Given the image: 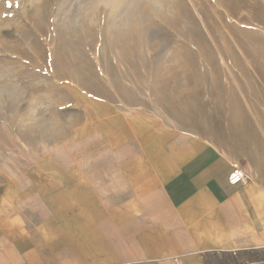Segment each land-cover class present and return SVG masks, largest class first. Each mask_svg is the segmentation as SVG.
Masks as SVG:
<instances>
[{
    "label": "rangeland",
    "instance_id": "obj_1",
    "mask_svg": "<svg viewBox=\"0 0 264 264\" xmlns=\"http://www.w3.org/2000/svg\"><path fill=\"white\" fill-rule=\"evenodd\" d=\"M112 2L0 0V183L67 136L74 99L94 110L96 97L200 136L264 181V92L248 78L252 114L221 59L248 69L237 39L264 50V0Z\"/></svg>",
    "mask_w": 264,
    "mask_h": 264
},
{
    "label": "crops",
    "instance_id": "obj_2",
    "mask_svg": "<svg viewBox=\"0 0 264 264\" xmlns=\"http://www.w3.org/2000/svg\"><path fill=\"white\" fill-rule=\"evenodd\" d=\"M96 99L1 180L0 264H264V181L232 185L217 145Z\"/></svg>",
    "mask_w": 264,
    "mask_h": 264
},
{
    "label": "bare ground",
    "instance_id": "obj_3",
    "mask_svg": "<svg viewBox=\"0 0 264 264\" xmlns=\"http://www.w3.org/2000/svg\"><path fill=\"white\" fill-rule=\"evenodd\" d=\"M122 0H114V2H112L113 4L111 5L113 9L115 8H119L116 7L117 5H120ZM227 8V7H226ZM233 8V7H231ZM237 12V11H236ZM238 13V12H237ZM232 14V13H231ZM234 14V13H233ZM236 15V14H235ZM263 27V26H262ZM261 28V27H260ZM230 35V34H229ZM233 37V36H232ZM231 37V38H232ZM250 38V37H249ZM251 39L254 41L253 37H251ZM232 40V39H231ZM238 40V39H237ZM236 40V46L239 48V52L242 53L243 58L245 59V61L248 63V69L246 68H241L239 67L238 70H234L233 66L231 64H228V61L225 60L224 57H222V61H223V65H225V67L223 68L224 70V75H225V83H226V87H228L227 89L236 91L238 93V95L241 97V99L244 101V103L246 104L247 108L250 110V112L252 114H254L255 110L252 107L251 104V100L250 97L253 94L252 88H250V84L248 81V78H252L253 81L257 82L259 84V86H261V90L262 92H264V76L262 75V70H260L259 68H257L256 66H253L252 64V60L250 57L252 58H260L264 60V50L262 48H255L256 50L252 51V54L248 51V48H246V46L241 43V41H237ZM235 41V40H234ZM216 44V43H215ZM224 44V43H223ZM256 44V43H255ZM258 45V44H256ZM226 47V46H225ZM251 47V45H250ZM217 49V48H216ZM228 49V48H227ZM259 49V50H258ZM222 50V49H221ZM261 50V51H260ZM218 52V51H217ZM220 53V52H219ZM221 54V53H220ZM222 56V55H221ZM228 60V59H227ZM222 65V66H223ZM249 66H252L249 67ZM251 73V74H250ZM233 93V92H232ZM236 93V95H237ZM229 94V93H228ZM230 95V94H229ZM237 95V96H238ZM230 98V97H229ZM229 101L231 102L232 99ZM264 110V108H263Z\"/></svg>",
    "mask_w": 264,
    "mask_h": 264
},
{
    "label": "built area",
    "instance_id": "obj_4",
    "mask_svg": "<svg viewBox=\"0 0 264 264\" xmlns=\"http://www.w3.org/2000/svg\"><path fill=\"white\" fill-rule=\"evenodd\" d=\"M250 180L248 171L242 165H235L230 176L229 182L232 185H244Z\"/></svg>",
    "mask_w": 264,
    "mask_h": 264
},
{
    "label": "clouds",
    "instance_id": "obj_5",
    "mask_svg": "<svg viewBox=\"0 0 264 264\" xmlns=\"http://www.w3.org/2000/svg\"><path fill=\"white\" fill-rule=\"evenodd\" d=\"M116 7H119V5H117Z\"/></svg>",
    "mask_w": 264,
    "mask_h": 264
}]
</instances>
